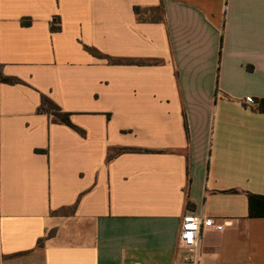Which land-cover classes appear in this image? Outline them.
<instances>
[{
	"label": "crops",
	"instance_id": "0c3cea01",
	"mask_svg": "<svg viewBox=\"0 0 264 264\" xmlns=\"http://www.w3.org/2000/svg\"><path fill=\"white\" fill-rule=\"evenodd\" d=\"M249 194L264 0H0V264H187L185 214L214 220L202 264H264Z\"/></svg>",
	"mask_w": 264,
	"mask_h": 264
},
{
	"label": "trees",
	"instance_id": "16d2710c",
	"mask_svg": "<svg viewBox=\"0 0 264 264\" xmlns=\"http://www.w3.org/2000/svg\"><path fill=\"white\" fill-rule=\"evenodd\" d=\"M140 11H141L140 8L134 7V13L138 17V20H141ZM23 24L27 25L28 23L23 22ZM59 29L60 28L57 26L51 27L52 31H58ZM88 50L97 56H101L95 50H91V49H88ZM113 62L132 63V61H130V60H123V61L118 60V61H113ZM138 63L148 64L151 62L139 61ZM4 80H6L7 82H9L11 84L20 83V81L18 79H15V78H6ZM37 113L46 115L50 119V121L53 123L63 124V125H66V126L72 128L73 130L81 133V134L84 133L82 130H80L79 128H77L76 126H74L71 123L70 118H69L70 115L68 113L62 111V109L56 103H54L50 98H48L45 95H41V101H40V105L37 109ZM140 152H150V151L143 150V149H136V148H116V149H112L108 153L107 159L110 160V159L114 158L116 155H119L122 153H140ZM248 206H249V211H250L251 215H253L255 213L259 217H264V197L249 194L248 195ZM51 234L52 233H50V235ZM41 244H42V240H39L38 245H41Z\"/></svg>",
	"mask_w": 264,
	"mask_h": 264
},
{
	"label": "built area",
	"instance_id": "2783aa9c",
	"mask_svg": "<svg viewBox=\"0 0 264 264\" xmlns=\"http://www.w3.org/2000/svg\"><path fill=\"white\" fill-rule=\"evenodd\" d=\"M253 103L252 99H246ZM214 220L193 214H185L182 218L178 236L179 248L185 252L184 261L187 264H202V255L199 246L200 237L204 229H210Z\"/></svg>",
	"mask_w": 264,
	"mask_h": 264
}]
</instances>
